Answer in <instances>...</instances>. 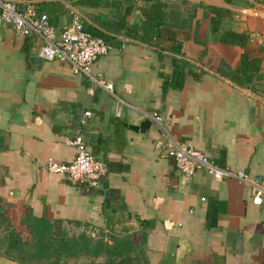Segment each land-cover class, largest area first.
I'll return each mask as SVG.
<instances>
[{
    "label": "crops",
    "instance_id": "1",
    "mask_svg": "<svg viewBox=\"0 0 264 264\" xmlns=\"http://www.w3.org/2000/svg\"><path fill=\"white\" fill-rule=\"evenodd\" d=\"M84 1L35 0L56 30L76 12L109 36L91 72L110 92L63 61L39 59L36 35L0 28V264H27L5 254L31 246L27 225L51 226L55 236L129 237L139 264H264V209L250 185L202 168L185 179L154 147L162 134L149 117L158 114L172 140L264 180V0H164L159 14L181 56L105 30L128 2L125 23L140 26L149 0ZM226 31L251 37L245 49L261 77L248 87L226 75L239 51L219 40ZM173 57L188 62L187 74L181 88L162 90ZM76 134L106 166L95 187L44 167L73 158L67 140Z\"/></svg>",
    "mask_w": 264,
    "mask_h": 264
},
{
    "label": "built area",
    "instance_id": "2",
    "mask_svg": "<svg viewBox=\"0 0 264 264\" xmlns=\"http://www.w3.org/2000/svg\"><path fill=\"white\" fill-rule=\"evenodd\" d=\"M4 25H8L17 35H36L40 39L35 51L39 59L63 61L73 73L82 74L91 84L111 91V83L105 81L100 72H91L92 62L106 54L110 45L85 31L78 13L70 12L69 20L56 30L50 24L46 12L37 9L35 0H0V28ZM149 117L162 134L155 141L154 147L162 149V153L172 160L175 169L185 179L191 178L201 168L214 179L232 176L250 185L251 201L264 209V180L260 176H251L243 170H231L227 166L218 165L203 152L172 140L164 131L158 114L153 112ZM67 142L74 147L73 158L68 162L48 159L45 169L77 183L95 187L98 179L106 173L104 162L90 154L79 134Z\"/></svg>",
    "mask_w": 264,
    "mask_h": 264
},
{
    "label": "trees",
    "instance_id": "3",
    "mask_svg": "<svg viewBox=\"0 0 264 264\" xmlns=\"http://www.w3.org/2000/svg\"><path fill=\"white\" fill-rule=\"evenodd\" d=\"M151 2L148 14L143 16V23L135 27L127 25L124 20V15L127 14L132 4L128 2L123 10V14L116 23L112 26H105V30L113 32H121L124 36L131 39L145 40V42L154 47L158 52L167 50L179 56L183 55L182 44L174 38V32L169 29L171 25L168 20L162 22V15L159 11L164 6V0H149ZM74 3L83 4L84 0H75ZM38 10H41L39 3L35 2ZM215 12L217 9L211 8ZM166 17H164L165 19ZM213 31V23L216 21L211 19ZM83 24V29L91 35L102 38L105 42L109 40V36L103 31L92 28ZM139 32L144 34L140 35ZM146 37V38H145ZM162 37V38H161ZM163 38H167L170 45L162 44ZM221 42L231 44L238 47V62L234 69H228L226 74L234 83H238L242 87H248L251 80L260 78L258 73V59L250 57L245 49L246 43L249 42L250 36L239 31H226L219 37ZM171 72L168 75H162V90L170 87L179 89L182 86L184 77L187 74L186 68L189 64L182 58L173 57L171 59ZM51 226L47 228L35 227L27 225L30 234L31 246L14 247L5 250L6 255L15 257L18 261L27 264H65L69 259H77L85 257L94 259L103 256V260L98 264H139L141 257L138 252L134 251L133 242L129 237H108L104 240L98 236L92 239L84 233H79L72 236H55L52 234Z\"/></svg>",
    "mask_w": 264,
    "mask_h": 264
},
{
    "label": "rangeland",
    "instance_id": "4",
    "mask_svg": "<svg viewBox=\"0 0 264 264\" xmlns=\"http://www.w3.org/2000/svg\"><path fill=\"white\" fill-rule=\"evenodd\" d=\"M91 261L92 260H90L89 258L80 257L77 259H69L66 261L65 264H93V261L92 262Z\"/></svg>",
    "mask_w": 264,
    "mask_h": 264
}]
</instances>
